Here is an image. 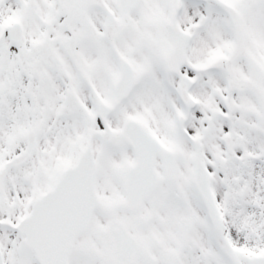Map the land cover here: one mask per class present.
Returning a JSON list of instances; mask_svg holds the SVG:
<instances>
[{
  "label": "snow or ice",
  "instance_id": "6c2138e0",
  "mask_svg": "<svg viewBox=\"0 0 264 264\" xmlns=\"http://www.w3.org/2000/svg\"><path fill=\"white\" fill-rule=\"evenodd\" d=\"M0 264H264V0H0Z\"/></svg>",
  "mask_w": 264,
  "mask_h": 264
}]
</instances>
